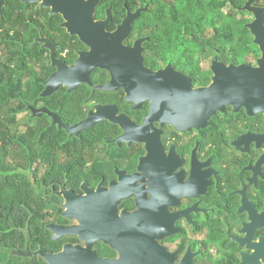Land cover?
<instances>
[{"label":"flooded vegetation","instance_id":"1","mask_svg":"<svg viewBox=\"0 0 264 264\" xmlns=\"http://www.w3.org/2000/svg\"><path fill=\"white\" fill-rule=\"evenodd\" d=\"M10 2V18L15 9L34 7L6 0L0 20ZM242 11L251 24L254 13ZM124 18L109 30L110 15L107 31ZM16 21L30 27L13 33L30 40L20 41L32 49L27 65L47 61L31 72L44 78V88L28 94L25 113L36 122L31 133L49 135L29 157V203L9 208L20 219L0 221V264H125L121 244L134 218L144 232L155 226L150 245L171 256L172 264H264V110L230 103L204 124L185 125L179 117L154 115L153 95L133 98L102 66L75 89L62 83L45 93L46 82L60 70L56 62L71 72L92 48L51 9L41 7L27 20L19 13ZM132 33L122 44L133 49L142 41L144 67L155 73L169 67L186 76L193 90L213 84L215 63L235 66L200 54L191 61L174 53L167 59L162 50L150 49L148 37ZM243 65L256 69L245 62L237 66ZM89 121L91 127L83 129ZM77 127L78 133L68 132ZM66 194L78 198V208L90 205L91 215H68Z\"/></svg>","mask_w":264,"mask_h":264},{"label":"water","instance_id":"2","mask_svg":"<svg viewBox=\"0 0 264 264\" xmlns=\"http://www.w3.org/2000/svg\"><path fill=\"white\" fill-rule=\"evenodd\" d=\"M22 3H41L42 8L51 9L53 15H62L67 21L69 31L78 35L84 44L91 47L89 53H83L77 65L69 72L67 66L56 62L59 72L46 82L45 93L59 89L62 83L75 89L80 81L89 80V75L97 66L109 68L113 75V84L126 85L130 95L137 100L153 95L154 115L160 114L171 120L177 118L185 125H201L226 104L236 108L245 105L251 112L264 110V9L251 7L248 1L245 10L254 13L255 20L248 25L260 47L262 58L259 68L249 66H225L215 63L213 66V84L205 89L191 88L190 80L179 73L152 72L143 66L142 41L138 40L133 49L123 46L122 42L131 33L133 22L140 16L142 9L134 13L127 12L126 17L114 32H108L110 13L105 21L95 18L96 9L101 0H20ZM6 0H0V10ZM178 109V110H177ZM177 110V113L175 111ZM86 122L83 129L91 127ZM78 133V127L68 129ZM70 212L75 211L85 219L92 213L90 205L78 208V198L66 194ZM139 218L130 219L135 225L129 226L127 241L122 245L125 264H172L173 258L158 247L150 245V238L156 233L155 226L138 225ZM130 223V224H131ZM145 234V237L143 236ZM88 264V263H87Z\"/></svg>","mask_w":264,"mask_h":264},{"label":"trees","instance_id":"3","mask_svg":"<svg viewBox=\"0 0 264 264\" xmlns=\"http://www.w3.org/2000/svg\"><path fill=\"white\" fill-rule=\"evenodd\" d=\"M245 3L246 0H175L173 3L164 0H101L99 7L110 12L112 23L109 30L116 27L127 11L142 9L132 25V35L148 37L150 49L153 52L162 50L167 59L174 53L179 60L191 61L200 54L205 60L216 59L237 66L243 64L247 56L261 55L248 28L250 21L242 11ZM11 8L10 2L0 20V221L19 220L9 208L28 204L34 189V182L27 175L21 177L22 174L8 164L10 153L20 148L28 157L34 156L32 152L38 153L49 135L41 130L19 140L9 126L3 130L4 123L12 125L26 112L28 94L44 88V78L30 76L28 72L27 60L33 56L32 49L20 41L30 40L6 29ZM207 29L213 32L209 37L205 34ZM3 51L7 53V63L2 62ZM15 60L19 64L12 69L10 66ZM54 139L59 140V134ZM72 170L75 171V166ZM47 178L49 176L44 182Z\"/></svg>","mask_w":264,"mask_h":264},{"label":"rangeland","instance_id":"4","mask_svg":"<svg viewBox=\"0 0 264 264\" xmlns=\"http://www.w3.org/2000/svg\"><path fill=\"white\" fill-rule=\"evenodd\" d=\"M167 3H173L175 0H164ZM251 1V5H256L258 6H262L264 8V0H248ZM255 6V7H256ZM42 7L41 3H35L33 9L30 10H25V11H21L19 9H15L14 12L12 13V17L9 18V20L6 23V29L11 31V34H13L14 32H21V33H26L28 32V30L30 29V27H28L27 25L18 23L16 21L19 13H22L23 18H25L26 20L30 18V16H37L38 10ZM1 11V10H0ZM2 12V11H1ZM99 17L100 21H105L108 18V12L104 9H102V7H98L96 9V13H95V18ZM248 17L250 20H254V16L252 15H248L246 16ZM43 21H45V19H43ZM46 24V22H44ZM212 30L211 29H207L206 30V36L209 37L212 34ZM45 40H43L41 43H44ZM46 42V41H45ZM48 43V41H47ZM3 54V63H7V53L6 51L2 52ZM262 58V55L260 57V59ZM260 59H257V57L254 56H247L245 59V63H248L250 66H252L253 68H259V61ZM44 63H47V61L45 60H41L39 59H35V60H31L29 62V66L28 67V72L30 74V76L32 75L31 72H37L41 65H43ZM17 61H15L12 66H10L12 69H14V66H17ZM16 75H19V73ZM29 115L28 114H23L21 117H18L16 119V121L11 125L8 123H4V128L3 130H6V128L9 126L11 129H13L14 131V135L17 136V138L20 140L21 138H23L24 136H29L31 134L30 130V125L35 124V121H29L28 120ZM6 121V119L4 120V122ZM33 151V150H32ZM32 153H35V151H33ZM10 158L8 159V164L12 166L14 171H18L22 176L27 175L26 172L27 168L29 166V157L26 155L25 151L23 149H16V151H12ZM41 156H43L41 154ZM42 158V157H40ZM41 161V159H38V164ZM38 164H36L35 166L37 167ZM44 172L43 166H41V173ZM44 174V173H43Z\"/></svg>","mask_w":264,"mask_h":264}]
</instances>
